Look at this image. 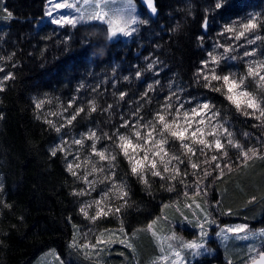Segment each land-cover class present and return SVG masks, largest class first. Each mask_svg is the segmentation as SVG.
Instances as JSON below:
<instances>
[{"label": "trees", "instance_id": "16d2710c", "mask_svg": "<svg viewBox=\"0 0 264 264\" xmlns=\"http://www.w3.org/2000/svg\"><path fill=\"white\" fill-rule=\"evenodd\" d=\"M48 2L0 0V264H33L52 249L66 264H103L101 259L104 264H135L133 254L118 241L121 237L110 243L101 259L85 246L90 245L86 236L96 245L114 233L143 236L138 251L139 263L145 264L157 255L149 226L167 205L183 203L190 195L224 225L264 229V117L257 119L259 113L252 110L238 111L223 89L205 87L200 75L215 67L217 74L240 77L250 63L264 64V23L236 39L239 25L249 16L264 20V0H222L220 9L215 8L218 0H153L155 13L135 0L138 30L130 38L115 40L103 24L62 27L44 21ZM226 27L236 31L225 32ZM256 36L260 39L249 44ZM253 49L254 56L244 55ZM213 56L223 57L218 66L211 63ZM212 84L220 87L219 82ZM245 87L264 99V89L256 80L247 78ZM169 96L171 101H167ZM179 101L184 102V109L210 102L212 110L220 113L216 119L241 148L225 142L227 156H221L214 147L201 154L200 146L194 145V156H181V176L170 181L148 173L144 183L131 173L128 160L115 147V133L130 134L131 124L128 128L121 125L135 122L136 113L149 121L166 102L175 110ZM244 110L250 114L243 115ZM91 132L99 139H86ZM104 133L112 139H105ZM77 139H84L83 145L74 144ZM92 143L97 150L107 148L116 155L115 182L123 184L127 193L122 198L110 193L101 203L112 212L95 221L89 219L96 212L94 204L87 209V217L80 209L100 200L110 184L97 182L89 194L75 195L88 185L67 171L69 163H80L81 168L74 170L83 176L91 168V163H84L89 158L97 168L108 171V163L91 154ZM62 144L67 154L57 150L52 156L51 151ZM167 149L170 154L184 152L171 139ZM249 149L257 155L250 154L245 161L240 153ZM213 155L218 156L215 162ZM189 157L200 165L198 169L191 168ZM103 175L88 179L99 181ZM242 251L243 260L233 254L235 264H247L246 249ZM220 257L219 252L216 259Z\"/></svg>", "mask_w": 264, "mask_h": 264}, {"label": "snow or ice", "instance_id": "6c2138e0", "mask_svg": "<svg viewBox=\"0 0 264 264\" xmlns=\"http://www.w3.org/2000/svg\"><path fill=\"white\" fill-rule=\"evenodd\" d=\"M141 2L143 3L144 0H141ZM80 3L93 10L76 18L60 15L54 22L58 25H72L75 27L78 23L84 21L85 19L89 21H98L102 24L108 25L106 33L110 36V38L115 37L118 33L128 36L135 31L132 26L137 23V19L134 15L135 7L132 4V0H127L126 12L121 10L120 12L114 13L112 16L108 15L105 11V8L108 6L106 0H91V2L90 0H80ZM223 6L222 0H218V2L215 3L216 9H220ZM55 7L57 9L68 8L76 9L77 12L81 11L76 3L58 2ZM147 7L150 8L151 13L156 12V8L153 6V0H147ZM7 15L11 16V13L9 12ZM261 23H264V20L260 17L254 15L249 16L246 22L239 25L240 30L238 31L236 39L244 37L247 32L257 29ZM203 26L205 28L207 27L206 20L204 21ZM235 31L236 28L234 27L225 28V32L228 33ZM259 39L260 37L256 36L253 40H248V43H255V40ZM225 51H231V49H225ZM244 55L254 56L255 49L252 51H246ZM221 58L223 57L213 56L211 63L218 66ZM232 59H235V57H232ZM207 66V62H204L203 67L207 68ZM261 71H264V64L253 62L248 65L246 74L240 77H237L234 73L224 75L217 74L215 67L209 69L207 73H204L202 70L200 75H202V78L205 81V87L213 91H221L223 89L226 99L234 105L238 111L247 109L252 110L253 113L258 112L259 115L257 116V119H259L260 117H264V106H262L264 105V99H258L257 96L249 92L245 87V81L247 78L251 77L253 80H256L261 89H264V75L260 74ZM212 81L219 82L220 87H214ZM173 95H175V93H173ZM171 100L172 96H169L167 101ZM189 103H191V101H189ZM37 107H39V105H37ZM213 108L214 106L211 105L210 102L205 101L199 102L189 109H184V102L179 101L175 110H173L172 103L166 102L162 111L157 112L154 118L149 121H143V117H140L139 114L136 113L135 115L137 116V120L135 122L124 121L121 125V127L128 128L131 124L132 131L130 134L120 133L119 130L116 131L115 147L118 148L120 153L128 160L131 165V173L139 176L144 183H147L146 175L148 173L152 176L160 177L161 179H167L170 181L175 180L177 176H181L179 165L184 163L181 156L186 154L194 156L196 152L194 145L200 146L201 154H203L205 149L214 147L215 150L221 154V156H227L225 142L235 148H241V145L232 139V133L223 126L222 122L216 119L219 117L220 113L219 111H213ZM92 110L94 111L95 108L93 107ZM247 110L243 111V115L247 116L250 114ZM80 111H83V109ZM72 119H75V116H73ZM68 123L70 124L71 120H69ZM56 130L59 131L60 129L57 128ZM103 136L105 139H112V137L107 133H104ZM207 136H212L213 139L209 141L206 138ZM86 139L95 141L99 138L96 136L95 132H91L88 134ZM170 139L172 141H178L180 143V147L184 149V152L181 154H170L167 149ZM66 143L67 142H65V144ZM73 143L76 145H83L84 139L74 140ZM90 148L91 154L98 157L99 161H106L108 163L110 166L108 171L106 172L103 166L97 168L96 164L92 163L90 158L84 163H91V168L90 170H86L83 176H79V173L74 170L81 168L80 163H76L75 165L73 163H69L67 165V171L73 176L82 179L83 182L88 185V188L85 191L76 192L74 193L75 195L89 194L90 191L94 190L92 186L97 182L110 184L109 192L101 196L100 200L93 201L92 204H86L85 207L80 209V211L87 217V209L91 208L94 204L96 206V212L93 216L89 217V219L95 221L99 217L106 216L112 212L111 207L101 203V201L105 200L110 193L115 192L118 198L126 196L127 193L123 191V184L118 185L115 182L113 162L116 160V155L109 152L107 148L97 150L95 143H92ZM57 150L67 154V150L63 144L59 145L57 149H53L50 154L52 156H56ZM141 153H143V155H140ZM240 154L243 159L247 161L250 158V154L257 155V151L255 149H249L247 151L242 150ZM74 160H79V157L75 156ZM211 160L213 162L217 161L218 156L213 155ZM189 163L191 168L194 170L200 167L199 164L192 163L190 157ZM204 163H208L207 158H205ZM215 167L220 169L221 165L216 163ZM224 167L230 168V165L225 164ZM97 173H104L103 177L99 181L96 179L90 181L88 179L90 175H95ZM203 174L204 176L209 175L206 169ZM183 175L186 176L187 173H184ZM181 183H183V179H181ZM197 184H199V181H197ZM119 210L120 209L118 207L115 209L116 212H119ZM200 227V235H206L203 225H200ZM245 228L246 226H241L237 228H227L222 231L228 233H240L244 232ZM130 246L131 245H129V247ZM181 246L182 248L191 250L193 255H199L200 250L205 247L204 243H198L197 241L182 242ZM168 249L172 252V264H176L177 261L179 264H185L180 251H173L171 244L168 245ZM257 256L258 260L256 256L251 257L252 264H264V251H259ZM165 259L167 258L165 257Z\"/></svg>", "mask_w": 264, "mask_h": 264}, {"label": "rangeland", "instance_id": "374dc122", "mask_svg": "<svg viewBox=\"0 0 264 264\" xmlns=\"http://www.w3.org/2000/svg\"><path fill=\"white\" fill-rule=\"evenodd\" d=\"M58 2L66 3H76L81 9L77 12L76 9L61 8L57 9L55 7ZM91 2V0H90ZM108 6L105 11L108 15L112 16L116 12L124 10L126 12L127 0H106ZM147 4V0H144ZM132 4L135 7V13L137 23L132 27L135 29L131 35H123L118 33L115 37L110 38L115 40L118 38H130L138 30L140 23L139 16V5L132 0ZM93 9L86 7L80 3V0H49L47 4V13L44 21H49L56 24L54 21L60 15H65L70 18H76L80 15H85V13L92 11ZM115 18V17H113ZM98 23V21H89L85 19L78 23L82 24H92ZM106 25L108 28L107 24ZM66 26V25H58ZM72 26V25H70ZM110 37V36H109ZM209 195V193L207 192ZM187 199L182 202L172 203L164 208L162 215L157 218L148 228V233L153 237L154 242L157 247V255L151 258L145 264H172V252L169 251L168 245H172L173 251H180L181 257L185 261V264H235L233 254H238L240 260H243V248L246 249V256L248 262L252 261L251 257L257 256L259 251H264V229L252 230L243 224H231L224 225L220 222L219 217L215 215L214 212L210 210L208 206H203L200 200L195 196L190 195L186 197ZM209 205V202H208ZM206 235L201 236V227ZM241 226H246L244 232L240 233H228L222 230L227 228H237ZM121 237V238H120ZM143 236L139 235H127L123 237L122 235H107L104 240H99L96 245H93L88 236L85 237L87 249L91 251L92 255L101 259V255L107 252V248L111 246L110 243H114L117 238L121 242V246L126 247L129 253L133 254L135 264H140V252L138 251V242ZM197 241L198 243H204L205 247L199 252V255H193L192 251L186 248H182V242ZM117 242V241H116ZM129 245H131L129 247ZM221 253V257L216 259ZM165 257L167 259H165ZM102 263L105 261L103 259ZM133 261V260H132ZM132 263L131 261L129 262ZM33 264H66L64 260L60 257L57 250L52 249L43 253ZM176 264H179L177 261Z\"/></svg>", "mask_w": 264, "mask_h": 264}, {"label": "water", "instance_id": "95a60500", "mask_svg": "<svg viewBox=\"0 0 264 264\" xmlns=\"http://www.w3.org/2000/svg\"><path fill=\"white\" fill-rule=\"evenodd\" d=\"M257 260H258V257H257ZM248 264H252V261H251V262H249Z\"/></svg>", "mask_w": 264, "mask_h": 264}]
</instances>
